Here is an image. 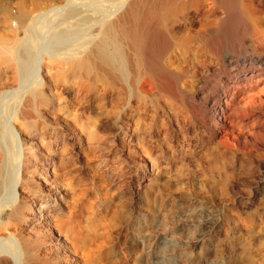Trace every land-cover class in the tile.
Returning a JSON list of instances; mask_svg holds the SVG:
<instances>
[{
	"label": "bare ground",
	"instance_id": "bare-ground-1",
	"mask_svg": "<svg viewBox=\"0 0 264 264\" xmlns=\"http://www.w3.org/2000/svg\"><path fill=\"white\" fill-rule=\"evenodd\" d=\"M43 8L56 16L52 49L38 60L48 79L29 92L21 124H29L27 109L37 101L52 110V122L48 113L42 116L45 125L54 124L61 135L91 141L100 130L111 132L125 162L145 159L153 189L165 184L196 191L208 180L230 194L250 188L264 227V0H44ZM29 16L22 7L21 22ZM3 57L10 61L12 49ZM27 150L22 143L15 156L27 172L20 185L33 190ZM192 200L187 211L197 208ZM3 213L2 206L4 232ZM35 242L22 241L25 264L36 258ZM12 257L0 255V263L18 264Z\"/></svg>",
	"mask_w": 264,
	"mask_h": 264
},
{
	"label": "rangeland",
	"instance_id": "rangeland-1",
	"mask_svg": "<svg viewBox=\"0 0 264 264\" xmlns=\"http://www.w3.org/2000/svg\"><path fill=\"white\" fill-rule=\"evenodd\" d=\"M43 1L0 0V183L5 178L6 185L0 192L2 219L6 223L4 232L0 231V255L9 254L12 259L16 256L18 264H25L21 245L31 237L36 238L32 264L261 263L264 227L254 211L252 189L242 188L230 194L209 180L200 187L203 192L165 184L153 189L152 175L147 178L149 170L144 172L145 159L125 162L113 133L100 130L96 140L91 141L76 139L67 131L61 135L54 124L45 125L42 116L48 113L52 122V110L37 101L33 109H27L29 124L19 122L29 92L38 90L48 79L38 60L52 49L56 16L53 12L42 13ZM22 7L30 12L24 23L19 18ZM6 49H12L10 61L3 57ZM48 85V98L53 102L52 81ZM22 143L32 166L28 175L34 182L33 190L20 185L27 175L23 160L19 163L15 156ZM162 186L172 191L162 192ZM172 192H176L173 197ZM204 195L208 197L204 199ZM190 200L197 208L187 211L183 207ZM18 206L19 213L13 214ZM207 218L215 222L211 228L203 226ZM244 219H250L249 223ZM0 264L12 263L8 259Z\"/></svg>",
	"mask_w": 264,
	"mask_h": 264
}]
</instances>
